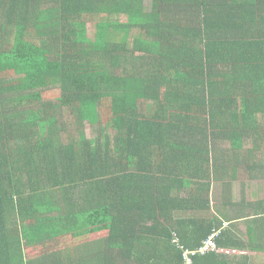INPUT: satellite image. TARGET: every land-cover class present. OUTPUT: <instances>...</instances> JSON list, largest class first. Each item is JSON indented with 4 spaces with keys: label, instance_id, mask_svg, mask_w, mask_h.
Returning a JSON list of instances; mask_svg holds the SVG:
<instances>
[{
    "label": "trees",
    "instance_id": "obj_1",
    "mask_svg": "<svg viewBox=\"0 0 264 264\" xmlns=\"http://www.w3.org/2000/svg\"><path fill=\"white\" fill-rule=\"evenodd\" d=\"M263 151L264 0H0V264H264Z\"/></svg>",
    "mask_w": 264,
    "mask_h": 264
},
{
    "label": "rangeland",
    "instance_id": "obj_2",
    "mask_svg": "<svg viewBox=\"0 0 264 264\" xmlns=\"http://www.w3.org/2000/svg\"><path fill=\"white\" fill-rule=\"evenodd\" d=\"M151 4H152V0H144V5L146 10H151ZM89 30L90 33L89 35L92 33V31L94 30L93 28V22H90L89 25ZM48 94V93H46ZM44 94V95H46ZM51 95H49L50 98L52 99H56L58 97H60V93L58 91H52L50 92ZM52 103H54V101H51ZM102 114L103 116H101V122L102 124L106 123L107 121L110 120L111 115H110V109L109 107H107V105H103L102 106ZM86 127L88 126V124L85 125ZM98 126L96 127H87L86 128V134L89 138H93L95 137L98 132L97 130ZM69 134H71V132H69ZM73 135V134H72ZM264 152V151H263ZM245 168L244 166L238 170L237 172V182H235L232 186L233 189V196L235 197V201H240L241 200V196L242 193L244 192V190H246L245 185L247 186V190L244 192L245 194L248 193V199H249V192L255 193L257 195L256 198H254L252 201L255 200H260V199H264V182H247L248 181V177L250 176H254L253 174H248L244 172ZM241 179V181H240ZM242 185V186H241ZM259 188V191L256 192V188ZM217 188V187H216ZM214 208H216L214 206ZM228 216H230L228 214ZM237 230L239 231L240 237L242 239L243 242H246L248 239V234H247V228L245 225V222L241 221L238 223V225L236 226ZM107 235H109V231H106L105 229H102L101 227H98L96 224L92 225L89 227V232L85 237L82 238H78V239H74L72 237H65V238H61L59 240H56L54 242L48 243L47 247L46 246H42V247H38V248H34L31 250H26V257L28 259H34L38 256H41L45 253H52V252H56V251H62L63 249H68V248H72V247H76L79 246V244H82L84 242H92L98 239H102L104 237H106ZM226 255L228 257H236V258H241L244 256L250 257L251 260L253 262H258L261 259H264V251L263 253L260 254H256V253H249V252H239V251H230L228 253H226ZM189 262V261H188Z\"/></svg>",
    "mask_w": 264,
    "mask_h": 264
},
{
    "label": "built area",
    "instance_id": "obj_3",
    "mask_svg": "<svg viewBox=\"0 0 264 264\" xmlns=\"http://www.w3.org/2000/svg\"><path fill=\"white\" fill-rule=\"evenodd\" d=\"M216 237H217V233H213L207 240L203 242V247L200 250L201 254L207 255L209 253H214L218 251L215 242ZM192 255H194V253Z\"/></svg>",
    "mask_w": 264,
    "mask_h": 264
},
{
    "label": "crops",
    "instance_id": "obj_4",
    "mask_svg": "<svg viewBox=\"0 0 264 264\" xmlns=\"http://www.w3.org/2000/svg\"><path fill=\"white\" fill-rule=\"evenodd\" d=\"M234 201H235V197H233ZM236 202V201H235ZM227 224V223H226ZM228 225V224H227Z\"/></svg>",
    "mask_w": 264,
    "mask_h": 264
},
{
    "label": "clouds",
    "instance_id": "obj_5",
    "mask_svg": "<svg viewBox=\"0 0 264 264\" xmlns=\"http://www.w3.org/2000/svg\"><path fill=\"white\" fill-rule=\"evenodd\" d=\"M58 91V90H57ZM60 93V91H58ZM227 253V252H226Z\"/></svg>",
    "mask_w": 264,
    "mask_h": 264
}]
</instances>
